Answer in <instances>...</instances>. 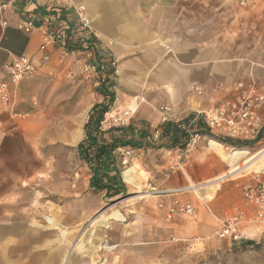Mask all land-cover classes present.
<instances>
[{
	"label": "crops",
	"instance_id": "0c3cea01",
	"mask_svg": "<svg viewBox=\"0 0 264 264\" xmlns=\"http://www.w3.org/2000/svg\"><path fill=\"white\" fill-rule=\"evenodd\" d=\"M72 2L86 7L92 36L114 64L116 102L136 113L131 121L144 122L151 133L155 128L146 104L188 114L229 98V88L215 90L219 84L230 87L242 80L264 89V60L255 58L264 56V0H252L246 10L234 0ZM74 6L67 0L9 5L0 15V83L8 81L3 65L12 58L33 57L43 34L74 33ZM22 20L35 23L31 33L18 29ZM63 43L58 40L48 48L45 63L36 55L35 72L17 84L8 82L9 104L0 103V264H55L44 254L62 250L60 264H264V228L253 223L241 190L213 183L250 154L218 143L206 132L200 140L207 141V148L198 150L193 167L183 172L176 167V147L116 151V159L131 152L132 164L120 172L123 185L148 187L147 194L116 201L96 216L81 207L82 195L68 191L63 199H73L70 205L37 207L36 200L47 197L36 192L37 145L39 150L56 143L77 147L84 139L83 121L79 127L67 124L77 111H63L68 86L83 82L84 59L78 58L79 51L64 59ZM261 114L264 119V105ZM210 141L221 146L220 154L215 151L219 145ZM41 162L38 180L44 181L46 159ZM258 177H264V169L249 173L246 182ZM200 182V191H182ZM174 202L190 205L193 213L170 217ZM240 217L244 242L218 237L222 222ZM85 222L89 224L78 236Z\"/></svg>",
	"mask_w": 264,
	"mask_h": 264
},
{
	"label": "built area",
	"instance_id": "2783aa9c",
	"mask_svg": "<svg viewBox=\"0 0 264 264\" xmlns=\"http://www.w3.org/2000/svg\"><path fill=\"white\" fill-rule=\"evenodd\" d=\"M23 0H0V15L7 10L10 4L21 2ZM246 0H239L240 5H244ZM77 17L79 30L84 31V35L80 36L81 41H87L92 36L90 28V20L82 5L73 7ZM3 25H6L4 22ZM35 23L31 20H22L18 29L26 34H29L34 29ZM78 37V36H77ZM67 38L63 32L51 30L42 35L40 45L36 54L31 57H16L7 61L3 65V73L10 82L17 84L25 77L31 76L35 72L34 59L37 55L39 63H45L49 60L48 48L55 44L58 40ZM82 47L87 49L86 43ZM63 57H66L69 52L65 47H62ZM89 68H85L88 71ZM229 88V98H220L211 109L207 111H195L188 116L180 117L183 112H176L169 106L160 107L158 114L161 123L173 121L177 127L184 131L187 135V141L184 148L178 155L176 164L177 169H181L184 163L186 154L191 151L201 136V131H205L210 137L218 140L238 141L244 143L256 144L260 141V135L264 131V119L261 114V109L264 105V93L254 83H245L239 80L233 83L230 87L219 84L215 90L222 91ZM198 95L202 94L200 89H195ZM0 103L4 106L9 104V91L5 83H0ZM120 119L114 118L113 122ZM187 120V121H186ZM202 126L197 128V124ZM104 123L101 122L103 130ZM160 131L153 132V140L159 141ZM131 161V152L125 150L122 156L121 164L127 165ZM202 185L189 186L182 191H199ZM197 190V191H196ZM181 191V190H180ZM242 198L244 203L252 209L253 223L264 228V177H258L254 180L245 182L241 187ZM177 212H184L187 215L193 213V208L190 205L181 206L174 202L168 209V215L174 216ZM242 223L241 217L234 218L221 223L218 231L219 238H230L233 242H242L247 239V236L241 233L239 227Z\"/></svg>",
	"mask_w": 264,
	"mask_h": 264
},
{
	"label": "rangeland",
	"instance_id": "374dc122",
	"mask_svg": "<svg viewBox=\"0 0 264 264\" xmlns=\"http://www.w3.org/2000/svg\"><path fill=\"white\" fill-rule=\"evenodd\" d=\"M67 1L71 3L72 5L73 4L82 5V4H76L72 2V0H67ZM251 1L252 0H246L244 5H240L239 0H234L235 4L238 7L245 9V10L248 8ZM85 11L87 13L86 7H85ZM75 26L76 27L74 29V34H76V37L77 36L80 37L81 35L83 36L84 31L79 30L77 24ZM90 28H91V20H90ZM260 29H262L263 31L264 27ZM262 41L264 40L262 39ZM98 47L100 48V52H101L100 58L103 59L102 61H104L105 58H103V55H105L106 52L99 46V44H98ZM70 56H72L71 52H69L67 57H64V59L65 58L68 59L70 58ZM78 58L84 59L83 68L87 67L89 68V70L84 71L83 69L84 72L82 74V80H83L82 84H80L79 86H77V84L75 85V83L69 85L67 90L68 92H71V93H69L67 98L65 97L67 96V94H64L63 96L64 98L63 111H66L70 115L77 111V118L72 119L70 121L68 120L67 124L69 123L68 125H71V126L77 125L78 127L81 125L82 121L85 124L87 120V116H88V109L97 101H102L100 104H106L107 105L106 107H108V110L104 114L103 120H102V122L104 123L103 125L104 131H108L112 127H120V126L127 125L133 119V117H135L137 114L134 113L132 110L125 109L123 108L122 105L118 104L115 99V94H114V102L112 104L108 105L106 103V100L103 99L100 93L101 77L99 75L98 70L96 69L94 53L85 48H82V50L79 51ZM255 58L264 60V56L255 57ZM111 67H114L113 63ZM7 80L8 81H4L2 83H5L7 85V83L10 82L8 78ZM113 81L115 82V77ZM259 88L264 93V89H262V87H259ZM113 90L114 89L112 88V90L110 91H113ZM63 92H66V91H63ZM145 106L147 107L146 114L150 120L149 123L152 125V127L155 128L154 130H156V128L159 126L158 123L160 120L158 111L160 107L165 106V105H147L146 104ZM191 113H193V111L188 114L187 113L184 114L183 112V114L180 115V117H185V115L188 116ZM81 116L83 117V119H81ZM114 118H117L120 120H118L115 123L113 122ZM57 122L58 121H52L53 124ZM63 123H65L64 120H63ZM212 140L218 143H223L221 142V140H218V139H212ZM36 142L37 144L40 143L39 137H37ZM210 142L212 143L213 141H210ZM216 142H213V143L218 144ZM160 143L161 141H156L155 144H160ZM223 144H226V143H223ZM245 145L247 146L246 148H234V149H246L248 150L250 155L255 154L258 151L264 149V134L258 143L256 144L248 143ZM206 146H207V141L199 139L195 147L186 154L185 159H183L182 161L184 163V166L179 170V172H183L182 171L183 169L187 170L193 167L194 154H196L198 150L200 152H204V150L207 148ZM38 147L39 146L37 145L36 192L45 193L47 197L45 199L43 198L37 199L36 200L37 207L43 206L44 204H46L47 206H51V207H55V206L60 207V206H63V203L64 204L68 203L70 205L73 202L72 201L73 199L71 198H68L67 200L63 199V193H67L68 191V192H73V193H79L80 195H82L83 202H82L81 207L84 208L85 210H88L89 212L93 211V213L92 212L91 213L95 215L100 210H104L106 208L114 206L116 201L123 202V200H126L128 198H131L134 196H140V195L148 193V190H149L148 187H143L140 184L137 187H132L129 185L126 187L124 186L125 192L123 194L118 195L117 197H114V198H107L104 192L91 190L89 188V179L91 177L90 171L88 167L82 161L79 160L77 156V152H76V147L63 146V144H59V143L53 144L45 148L43 147L41 150H39ZM228 148L229 147H227V149ZM178 149L179 151H181L183 148H178ZM215 151H217L220 154L221 146L219 145L218 150H215ZM122 156H120V159L119 158L116 159V163H117L116 165L119 171V175H120V172L124 171L125 168L130 167V165L132 164L131 162H129L127 165H122L121 164ZM43 158L46 159V172H47L46 173L47 176L45 177L46 180L44 181L43 179L38 180L40 173L42 172L41 166L43 163L41 162V160H43ZM256 164H255L256 165L255 168L252 169L250 172H244V174L242 173L240 175L241 177H238L235 180L224 181L222 182V184H225V185L228 184L229 186H231V188L234 191L236 190L240 191L242 185L246 182L249 176V173L252 174L256 171L264 169V159L262 161H259V163L257 162ZM120 179H121V176H120ZM204 182L188 185L187 187L193 186V185H200V184H203ZM119 206H122V204H119ZM88 224L89 222H85L80 226L78 230L79 232L78 236H80L85 231ZM74 245L76 246V244ZM75 248L71 247L70 249L73 250ZM231 254H236V253L232 252ZM44 256L50 262L52 261L55 264H60L63 260V250L60 252V254H56V252H52L51 254H44Z\"/></svg>",
	"mask_w": 264,
	"mask_h": 264
},
{
	"label": "trees",
	"instance_id": "16d2710c",
	"mask_svg": "<svg viewBox=\"0 0 264 264\" xmlns=\"http://www.w3.org/2000/svg\"><path fill=\"white\" fill-rule=\"evenodd\" d=\"M86 43L87 50L95 55L96 69L101 77V96L106 103L114 102V92L110 91L115 87L113 81L115 69L111 61H107L106 55L100 58L101 52L98 43L93 36L85 42L81 37H76L74 33L67 35L63 43L68 52L81 51L82 44ZM99 55V56H98ZM106 104L95 105L89 112L87 120L83 126L84 139L77 145L76 152L80 161H82L90 171L89 188L91 190L104 192L107 198H114L125 192V187L121 182L116 163L115 153L118 149L124 147L140 146H164L184 148L187 135L177 127L173 121L162 123L156 130L160 131V144H155L153 140V130L144 122L130 121L127 125L112 127L108 131L101 129V122L108 107ZM187 121V120H186ZM202 124L198 123L200 129ZM205 131H201L203 134ZM263 133L260 135L262 137ZM233 148H246L244 142L221 140ZM244 242V241H243Z\"/></svg>",
	"mask_w": 264,
	"mask_h": 264
},
{
	"label": "bare ground",
	"instance_id": "6f19581e",
	"mask_svg": "<svg viewBox=\"0 0 264 264\" xmlns=\"http://www.w3.org/2000/svg\"><path fill=\"white\" fill-rule=\"evenodd\" d=\"M235 151V150H234ZM248 151V150H247ZM232 152V151H231ZM236 152L238 153L239 150H236ZM241 152V151H240ZM244 152V150H243ZM247 153V152H246ZM226 155V154H225ZM236 156V155H235ZM246 156V155H245ZM233 159V158H232ZM264 159V149H262L261 151L250 155L249 157H247L242 164L240 165H236L234 167L231 168V170L224 176L216 179L215 181H213V183L217 184V183H221L223 181L226 180H235L238 177H241L240 175L244 172H250L252 169L255 168V166L257 165L256 163L259 161H262ZM229 160V159H228ZM243 160V159H242ZM241 162V161H240ZM238 163V162H237ZM256 164V165H255ZM230 169V168H229ZM212 184V183H211ZM193 187V186H191ZM195 188V187H193ZM100 217V216H99ZM98 220V219H97ZM92 224V223H91Z\"/></svg>",
	"mask_w": 264,
	"mask_h": 264
}]
</instances>
